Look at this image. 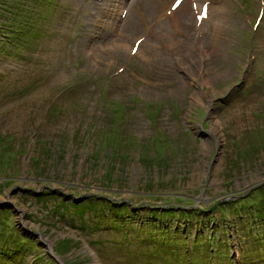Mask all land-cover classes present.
Wrapping results in <instances>:
<instances>
[{
	"label": "rangeland",
	"instance_id": "374dc122",
	"mask_svg": "<svg viewBox=\"0 0 264 264\" xmlns=\"http://www.w3.org/2000/svg\"><path fill=\"white\" fill-rule=\"evenodd\" d=\"M54 1L53 14L37 7L48 18L19 36L10 33L29 29L21 14L33 0H0V264H177L138 234L151 210L175 211L170 226L185 225L189 247L216 235L221 255L206 242L191 249V264H264V0H213L202 26L204 50L213 47L205 83L200 41L151 53L149 25L125 28L134 0H121L118 15L120 0ZM9 34L21 52L8 50ZM93 198L127 206L117 219L137 223L129 240L119 244L121 229L89 210L86 230L99 227L91 236L79 228L70 204ZM195 210L197 219L178 214Z\"/></svg>",
	"mask_w": 264,
	"mask_h": 264
},
{
	"label": "trees",
	"instance_id": "16d2710c",
	"mask_svg": "<svg viewBox=\"0 0 264 264\" xmlns=\"http://www.w3.org/2000/svg\"><path fill=\"white\" fill-rule=\"evenodd\" d=\"M38 1V2H37ZM60 2V0H58ZM37 7H42L44 9L43 12L48 11L49 13H51V15L53 14V9H57L55 1L54 0H33V5L27 7V13L25 12L23 15L21 14V24L25 25L28 24L29 25V29L25 30L24 28H18L17 30L13 29V32H11L10 34H17L19 36H22L23 34L29 33L31 31L35 30V25H39L41 21H43L44 19L48 18V15L45 13H40L39 11H37ZM61 7H62V2H61ZM24 17V19H23ZM8 35V38L6 42L7 46H8V50H10L11 52H15L17 51L12 43V35ZM29 40L31 41V44L33 43V37L32 38H26L25 46H29L28 42ZM1 50H4V48H2ZM21 52V50H19ZM17 51V52H19ZM152 197V196H151ZM98 198V197H97ZM97 198H93V202L90 201L88 203H76V204H70L73 208H74V212L78 213L81 216V226L79 228H81L83 230V232H85V234H87L88 236H91L94 231H96L99 227V222H95L94 225H97L95 227L94 230L89 231L86 230V227L89 225L87 223V221L84 218V213L86 211H91L93 212V214L90 217L91 219L94 218H99L100 222H109L112 225L110 226H115L118 227L119 230V234H122L120 240L118 241L119 244H122V240H129L130 236H129V229L131 226H134L135 224H137L135 221H131V219H128V222H122V226L120 225L121 220L119 221L117 218H123L125 217L126 214L129 213V210L127 208V206L125 204H120L119 206L117 205H109V204H104L103 202H99L96 201L94 199ZM99 199V198H98ZM235 202H239V199H235L233 200ZM213 204V203H212ZM221 204L223 203H219V205L221 206ZM254 203L250 202V205H252ZM62 205V207H61ZM108 205V206H107ZM65 203L63 200H60L57 203V212H58V208H64ZM97 206H100V213L97 211ZM101 206H103V209H101ZM105 207H109V209H111L108 213L105 210ZM214 208V207H212ZM216 208V206H215ZM220 209H222L223 207H218ZM211 208H207V209H202L203 212L209 210ZM59 211H61V209H59ZM65 211H67L65 209ZM152 212H150L149 217L152 218V220L150 219V221H146L145 223H143L142 225V229L140 230V232L138 231V234H140L141 232H143L145 235L150 236L151 240H156L155 242H157V244L161 245L163 248V251H161L159 253V255H161V257L167 261L168 263H172L173 260H175V262L177 264H191V261H193L192 257H191V249H196V250H201V247L203 246V244H205L206 242L208 243H213L215 245V253L217 254V257L220 256L219 253L220 251L217 249L219 247H216L217 241H216V235H208V234H202L200 233V235L198 237H196L195 239L192 240V247H189L188 245H186L185 243L187 242V239L184 237V233L183 231L185 230V225L183 227L175 225L174 228H172L170 225V221L173 220V218L179 220L180 217H177L175 214V211H168L166 213L164 212H159L158 210H151ZM0 212H8V211H2L0 210ZM197 213H200V211L195 210L194 212H181L178 214H182L183 215V219H191V218H196L197 217ZM65 214V213H62ZM166 215V216H164ZM165 218H167V221H163ZM197 219V218H196ZM119 221V222H118ZM158 221L161 224H158ZM158 224V225H157ZM127 227V228H126ZM170 235L172 237H170ZM178 235V236H176ZM34 242V241H33ZM26 241H20L17 242L16 246V250H18L19 248H21L22 246H25ZM14 249H12L11 247H4L1 251V253L3 255H8L10 254V252H12ZM56 252L57 249L55 248ZM211 250V249H210ZM183 252L186 254L187 256L184 257L183 256ZM58 253V252H57ZM59 254V253H58ZM156 256H159L158 254L155 253ZM0 259H2V257L0 256ZM55 261V259L53 260ZM205 263V262H204Z\"/></svg>",
	"mask_w": 264,
	"mask_h": 264
},
{
	"label": "bare ground",
	"instance_id": "6f19581e",
	"mask_svg": "<svg viewBox=\"0 0 264 264\" xmlns=\"http://www.w3.org/2000/svg\"><path fill=\"white\" fill-rule=\"evenodd\" d=\"M176 0H134L131 8H128V16L125 22V28L127 25H131L129 31L134 34L135 32L142 31V28H138L140 24L149 25L144 28L146 36L155 41L156 46L153 48L151 53L155 51L157 47L163 49L164 53L169 51L174 52H183L185 46H187L194 38L197 41L201 42V48L197 47L200 55H203L201 64L199 66V75L202 76L203 82L207 80L206 73L204 72V57L206 54L210 53L211 46H208L205 49L206 42L203 41L205 38V31L202 29V26L205 24L206 20L210 18V6L212 5L213 0H184L180 3L179 6L175 7L174 3ZM186 2H192V17L193 24L185 19L182 15V11L187 5ZM123 1L120 0L119 8L120 14ZM204 5L209 6L207 11V18H200V15L203 11ZM131 10L137 12L140 16L139 19H135L132 14H129ZM118 16L114 19L116 20ZM116 23V22H115ZM195 27L196 31L192 29ZM194 35V36H193ZM171 44L173 45L172 47ZM130 51L132 47H129ZM117 51V50H116ZM205 51V53H204ZM200 55L198 56L200 59ZM209 55V54H208ZM47 243V250L53 254L55 258H60L55 250L56 243L51 242L50 239L44 238Z\"/></svg>",
	"mask_w": 264,
	"mask_h": 264
}]
</instances>
